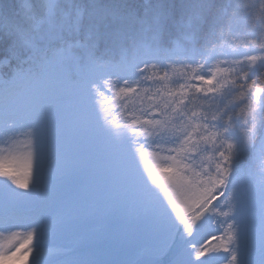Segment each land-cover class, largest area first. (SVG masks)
<instances>
[{
  "label": "snow or ice",
  "instance_id": "1",
  "mask_svg": "<svg viewBox=\"0 0 264 264\" xmlns=\"http://www.w3.org/2000/svg\"><path fill=\"white\" fill-rule=\"evenodd\" d=\"M2 67L0 260L264 264V0H0Z\"/></svg>",
  "mask_w": 264,
  "mask_h": 264
},
{
  "label": "rangeland",
  "instance_id": "2",
  "mask_svg": "<svg viewBox=\"0 0 264 264\" xmlns=\"http://www.w3.org/2000/svg\"><path fill=\"white\" fill-rule=\"evenodd\" d=\"M12 154L17 157L18 161L22 163L28 154L27 142L21 140L18 144H16L12 149ZM143 167V162L141 164ZM216 225H213L211 229L208 231L212 235L219 236L223 229H220V232L215 231ZM17 231V230H14ZM25 233L23 231H17L16 235H13L12 232H5L0 230V252L7 253L10 250L15 251V248L18 246L19 242H22L24 239ZM207 238V236L205 237ZM219 241H213V243H218ZM23 252V249L21 250ZM31 259H33L31 254L23 255L19 259H11V260H0V264H30Z\"/></svg>",
  "mask_w": 264,
  "mask_h": 264
},
{
  "label": "trees",
  "instance_id": "3",
  "mask_svg": "<svg viewBox=\"0 0 264 264\" xmlns=\"http://www.w3.org/2000/svg\"><path fill=\"white\" fill-rule=\"evenodd\" d=\"M221 2L225 3V0H221ZM245 2H246V4H248L249 7H254L257 3V0H245ZM250 30H254V29H250ZM220 58L224 59V57H220ZM10 72H11V70L7 67L0 68V74L4 75L5 77H7ZM237 111H239V109H237Z\"/></svg>",
  "mask_w": 264,
  "mask_h": 264
}]
</instances>
